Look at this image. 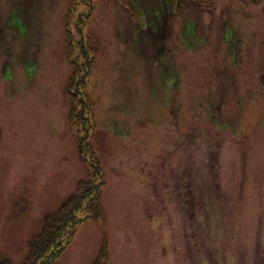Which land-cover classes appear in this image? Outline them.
<instances>
[{"label": "rangeland", "instance_id": "rangeland-1", "mask_svg": "<svg viewBox=\"0 0 264 264\" xmlns=\"http://www.w3.org/2000/svg\"><path fill=\"white\" fill-rule=\"evenodd\" d=\"M74 1L0 0L4 264L27 258L88 171L68 90ZM185 4L181 42L164 0H94L85 151L106 222L83 221L54 264H264V0Z\"/></svg>", "mask_w": 264, "mask_h": 264}, {"label": "trees", "instance_id": "trees-1", "mask_svg": "<svg viewBox=\"0 0 264 264\" xmlns=\"http://www.w3.org/2000/svg\"><path fill=\"white\" fill-rule=\"evenodd\" d=\"M93 7L94 0H76L70 4L67 12V23L72 27L68 34L71 38L69 47L74 50L76 62V73H73L70 86L74 103L72 116L76 123L87 130L79 137V156L86 162L88 172L63 205L48 214L42 232L32 238L30 252L20 264H54L82 221L90 217L104 219L100 202L101 187L105 183L104 172L95 155H89L85 151L89 143L86 141L90 135L89 129L95 125L92 104L86 90L93 75V56L86 32V24ZM90 150L93 151L92 148ZM103 252L106 253V250ZM2 261L0 259V264Z\"/></svg>", "mask_w": 264, "mask_h": 264}, {"label": "flooded vegetation", "instance_id": "flooded-vegetation-1", "mask_svg": "<svg viewBox=\"0 0 264 264\" xmlns=\"http://www.w3.org/2000/svg\"><path fill=\"white\" fill-rule=\"evenodd\" d=\"M165 2H166L167 10H169V7L171 6V1L165 0Z\"/></svg>", "mask_w": 264, "mask_h": 264}]
</instances>
